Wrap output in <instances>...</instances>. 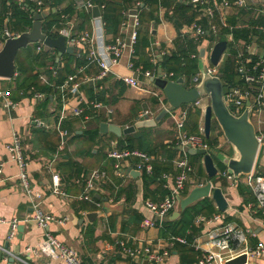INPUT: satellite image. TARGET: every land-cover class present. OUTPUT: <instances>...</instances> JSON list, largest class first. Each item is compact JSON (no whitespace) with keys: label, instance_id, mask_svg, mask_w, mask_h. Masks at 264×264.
I'll return each mask as SVG.
<instances>
[{"label":"crops","instance_id":"obj_1","mask_svg":"<svg viewBox=\"0 0 264 264\" xmlns=\"http://www.w3.org/2000/svg\"><path fill=\"white\" fill-rule=\"evenodd\" d=\"M186 1L189 2L191 6L194 5L190 0ZM209 1L210 4L214 2V0ZM223 1L224 0H217L218 3H222ZM227 1L231 3V6L225 10L226 17L230 24L234 26V29L232 30L233 32H231L233 35L229 34L228 36L229 31L226 30L221 39L226 41L228 40L230 43L231 38H246L250 32L256 30L254 28L255 26L260 23H264V18L257 16L255 9L253 8L259 7L262 0H249L248 5L246 6L235 5L236 0H233L234 2H231L230 0ZM66 5L67 2L64 6ZM202 5L203 4H201V6ZM5 7H7L6 12H4ZM203 7L206 6L203 5ZM236 7L251 8L242 9ZM11 12V0H0V19L3 14L8 13V15H11ZM167 12L168 8L161 6L158 11L160 19L158 25L155 26L152 21L150 24L145 26V28L149 26L152 33L150 45L147 47H140L138 52L135 54L134 70L127 67L128 57L126 56L122 59L121 63L113 67V71L115 73L121 75L132 74L140 80L144 77L142 74L144 71L142 61H144L145 58L154 64L152 61L154 56L161 54L164 51H173L177 49L176 42L179 40L181 41L182 38L186 37L182 36L181 30L187 23H184L182 26L177 28L172 21L167 19ZM202 13L203 10H201L195 20H198ZM76 20V17H73L72 20H69L68 22V27L72 28L71 35L75 37L81 35L86 30L76 31ZM7 21L8 17H6L3 24L0 23V29L3 27L4 30V32L0 35V42L3 39L2 35L5 31H9L7 28ZM203 22L206 23V19H204ZM91 27L92 19L90 20L88 29H91ZM62 29H60L59 32ZM140 29H142V24L139 27V33ZM235 30L241 31L240 36L236 37L234 33ZM119 32L121 33V28ZM10 33L11 35H19L12 32ZM254 34L260 35V32L258 31ZM109 36L110 38H114L112 34ZM263 39L264 37H261L259 40ZM170 41L173 42V46H169ZM38 43V46L43 44L42 42ZM38 46L36 47L37 53L40 52L38 50ZM42 50H50V53H57L58 56V51L55 48H47L45 45H42ZM60 58L58 56L57 60ZM162 58L163 57L159 59V63L162 61ZM159 63L157 65L154 64V66L157 67ZM224 65L225 63H220L219 67H223ZM92 66L97 68L95 64L90 67ZM50 68L52 70L55 69L53 66ZM36 71H40V76H45L49 81V73L45 71V68L36 69L35 72ZM17 73L16 69V75ZM84 73L80 74L81 77L88 76L90 78L88 82L91 84L102 81L94 78L98 72L94 73L91 71L85 74ZM16 75L11 79L0 77V90H11V98L16 103L12 109L7 111L3 108V100L0 95V167L2 168V172L0 173V244L4 245L5 243H8L9 250L15 253H21L27 257L30 255V259L33 264H44L47 261H51L52 264L59 263V261L51 260L47 257H36L33 255L32 251L27 250L29 247L38 246L45 239L47 229L39 226L34 220L27 221V219H31L34 209L28 193L24 191L21 185L19 178L20 168L17 164L15 155L9 148L10 145H13L14 137L17 134L22 139L23 153L25 154V158L28 163L27 171L30 186L33 191L40 192L42 194L43 209L63 221L51 222L48 229L52 235L76 251L81 260V264H153L144 257L131 258L124 255L122 253V246L118 244V242L123 241L127 246H154L156 248H160L161 250L168 248L170 237L163 236V225L150 228L143 227L142 225V222L145 219L155 220L156 218V215L147 207L146 201L150 200L159 202L167 194H169L170 186L173 185L175 178L179 173V169L174 164V161L178 158L184 157H187L188 161H190V158L187 155L189 153L181 150L179 146H177L175 157L172 160L173 171L177 174L173 176L171 173H168V177H165L167 180L164 184V189H166L165 192H163L162 189H158L161 183L155 182L151 188L152 193L145 198L144 182L142 177L143 172L139 171V174L136 169L139 159L132 157L124 161L123 166L125 168V175L120 177L116 175L112 159H110L107 155V151L111 147V144L113 142L118 143L119 138L128 134L118 136L111 131H108L107 133L101 132L100 126L103 122L111 121L114 125L125 128L130 125H134L138 120H144L146 118L156 119L157 115L164 108H168V104L164 102L165 97L161 96L162 91L158 89L150 90L140 86L133 87L126 85L125 83L124 85L123 83H120L122 81L116 80L115 76L111 74L107 79L103 80V87L107 90L106 98L110 100V102L107 104L105 103V105L112 106L114 112L113 114L108 115L105 109L96 110L99 118L93 120L92 123L88 125L89 127H95L98 125L101 134L98 138L99 142L91 143L85 137L73 138L74 134L70 133L66 129L68 131V135L65 149L60 154V157L54 165L51 166L49 162L56 151L51 149L52 145L47 143V140L53 137L52 141H54L56 139L54 132L59 134V127H61V124H59V121L56 120L54 114L57 107L56 98L51 97L50 99L47 106L48 115H40L39 113L41 111L38 107V100L31 97L26 90L17 88ZM88 82H84L80 85V93L81 97H83L81 107H89L90 102L92 101L89 100L84 88V85ZM188 86L192 87V83ZM100 87H102V85ZM122 89L125 90L123 95L116 103H113L112 96ZM81 97L77 98L74 94L70 95V105L72 107L79 105L78 101ZM185 107L189 108L188 118L191 114H194L195 111H201V115L199 116V127H204V109L195 104L189 103L185 104V106L181 107L178 111ZM146 112H148V114H146ZM42 113L44 115L46 114L45 111H42ZM215 123L216 126L212 125L210 136L206 137L204 134L203 138L205 141L206 138L210 137L218 139L217 148H220L221 151L220 149L217 150L214 148L208 151L213 156L215 164L218 167V177L215 180H210L212 177H210L206 172L203 162L204 157L202 155V158H197L195 160L194 166L189 162L194 167V171L190 173L186 186L188 185V189L190 191L196 186L204 185L211 181L213 183V188L220 187L222 189L228 201V208L225 212H223L224 214H220V219L213 220L208 223H202L201 225L196 224V226H201V231L195 235L193 243L198 245L202 250L195 249L197 252V260L194 264H197L200 257L203 256V251L209 250L212 247L209 242L211 232L216 228H221L226 223H233L234 225L253 233L254 236L250 237V239L252 238L254 240L253 244L250 240L251 245H255L259 242L264 244V219L261 211L256 205L255 196L253 200H251L248 196L249 199L246 201L245 196L239 192L237 185L239 180L245 184L243 178L233 181L224 176V171L220 168V163L224 166L226 165L219 157H231L233 156L234 151L217 122ZM84 126L85 125L79 121L75 122L74 125L78 134L83 133L82 129L85 128ZM41 128L45 129V134L37 132V130ZM140 128H137L136 131L129 134L139 131ZM146 128H152L150 138L155 146L169 145L175 140L177 142L178 132L173 112H168L161 120L157 121L155 125ZM261 129L264 133V124ZM186 131L188 130L186 129ZM58 138L61 140L60 134ZM150 156L153 161L156 159H167L166 153L159 154L157 158L155 155ZM77 166H81L84 170H79ZM200 166L204 170V177H198L196 175V169ZM97 168L106 170L108 174V178L101 182L99 189L93 192V198L95 196L101 201H96V198H94L95 202L86 201L90 204V208H79V201L85 200L79 198V195L83 191V186L76 184L75 179L82 173H87L85 169L94 170ZM226 170L227 167L225 171ZM55 171H59L62 176L61 191L63 194L55 193L52 190V175ZM254 171L258 174L264 175V143L260 146ZM128 187L130 188V195L132 198L130 200H126V194H123L120 200H115L119 195V192ZM97 195H100V197ZM105 198L111 203V208H106V202L108 201H105ZM180 200L174 210L168 214L165 221L175 220L180 216ZM213 202L216 205L214 200ZM135 211L141 217V220L136 219V222L133 220L136 215ZM176 211H179L180 214L177 218L172 219V215ZM90 212H100V214L91 222L87 218V214ZM227 216L230 217L231 220L226 221ZM13 221H17L18 223L17 230L14 237L9 239L8 237L12 229ZM92 223L94 224L92 225ZM91 226L93 227V234L88 231ZM174 246L175 245L170 248L171 255L167 264H182L181 254ZM6 262L7 261L4 257V260L0 264H5ZM256 263L264 264V254L262 257L256 259Z\"/></svg>","mask_w":264,"mask_h":264},{"label":"built area","instance_id":"obj_2","mask_svg":"<svg viewBox=\"0 0 264 264\" xmlns=\"http://www.w3.org/2000/svg\"><path fill=\"white\" fill-rule=\"evenodd\" d=\"M20 4L33 3L36 5V12L43 13L48 8L43 7L42 0H17ZM192 3L203 4V13L191 23H187L183 26L181 33L185 38L193 39L198 43V53L192 54V57H198L202 59L205 64V69L212 75H221L224 85L230 90L226 94V104L231 107L232 112L235 115L243 113L246 107L247 100H250L251 110L250 118L257 131V136L261 144L264 143V133L261 129L264 124V23H260L254 28L253 32H250L246 38L232 39L229 43L227 40V47L223 52L220 61L217 65H214L211 61V55L217 42L223 40L222 36L225 31L228 30L229 34H232L234 26L227 20L225 10L230 8L231 3L224 0L222 3H218L214 0L210 4L209 0H190ZM249 0H236L235 5L246 6ZM98 5L100 11L104 5H99L93 0H86L82 8L89 11L92 14L94 6ZM141 1H137L136 5L129 10L123 12L125 19L121 25V33L114 38H110L106 32L105 22L102 14L94 17L92 15V27L86 29L81 35L75 37L71 35L72 28H63L60 33L65 35L67 38V45L70 47L77 48L81 55H85L88 59V64L81 67L76 73L69 75L62 85L57 88L60 90L61 98L63 102L59 124L63 118L68 115L80 116L84 111V107H81L83 97L80 93V85L84 82H88L90 78L88 76L81 77L85 69L90 64H97L99 72L95 75V79L102 80L109 77L111 74L115 76L116 80L122 81L126 85L138 87V77L131 75H121L113 71V67L121 63L124 57H128L127 67L134 70V57H135V44L138 39L139 27L141 25V19L139 16V6ZM247 9L251 7H236ZM257 16L264 18V0L260 2L259 7H253ZM136 9L137 12L133 13ZM206 19V23L203 20ZM260 32V35L254 34ZM5 35L13 36L6 30L2 35L3 39L0 42V50L2 49L5 41ZM233 35V34H232ZM243 38V39H242ZM44 45V44H42ZM42 45L38 46V50H42ZM169 46H173V42H169ZM204 48L205 53L200 56V50ZM172 51V50H171ZM171 51H164L161 54L154 56L153 63L157 65L159 59L165 54ZM227 57L232 60L233 79L224 80L223 74L220 72V63H225ZM54 74L56 70L53 69ZM138 72V71H137ZM139 73V72H138ZM137 73V74H138ZM146 78L154 80L158 73L152 70H146L142 72ZM174 76L173 72H164L162 70L161 77L168 80ZM201 72L193 77L192 87L199 83ZM44 82H48L45 76H41ZM76 95L77 98L81 99L78 101L79 105L72 107L69 103L70 95ZM2 96V105L5 110L12 109L16 103L11 98V90H0ZM35 99H41L44 97L43 93L36 92L33 96ZM207 96H201L192 104L199 106L200 108H206L205 98ZM191 104V103H190ZM209 104V103H208ZM90 106L96 111L99 109H105L108 115L113 114L114 109L110 105H105L100 101H91ZM148 114V112H146ZM189 108L185 107L179 111L178 114H173L178 136L177 146L181 150L186 151L187 148L196 149H207L210 150L209 144L204 140V127H200L199 134H189L185 129V123L188 118ZM90 116H86L85 120H88ZM59 134L61 136L60 143L56 152L49 164L51 166L58 160L60 154L64 151L67 143L68 131L59 127ZM22 139L19 135H15L13 145H10V150L15 155L17 164L20 168L19 178L21 185L26 193H28L34 212L31 219L34 220L39 226L47 228L53 221L63 222L53 214L45 211L42 207V194L40 192L33 191L30 186L29 175L27 171V160L23 153ZM107 155L113 161V166L116 175L122 177L125 175V168L123 162L129 158L135 157L139 159L136 165V169L140 172L146 170L152 172V158L149 154L140 150H131L128 148H119L117 142H113L111 147L107 151ZM174 164L179 169V173L175 178L173 185L170 186V192L161 201H146L147 207L156 215L155 220L145 219L142 222L143 227L150 228L154 226H162L166 217L170 212L174 210L178 201L184 196L186 183L188 181L190 173L194 170V167L189 163L187 157L178 158L174 161ZM2 168L0 167V173ZM223 175L229 179L236 181L232 174L227 170L223 172ZM164 177H168L167 174ZM108 178L106 170L94 169L87 173H82L75 179V183L83 186V191L79 195L80 199L85 201L95 202L93 198V192L99 189V185L102 181ZM61 180L62 176L59 171H55L52 175V190L55 193L63 194L61 191ZM243 181L253 191L256 205L261 211L264 219V175L258 174L254 171L244 175ZM100 205V204H98ZM221 215H215L212 218H207L205 215H198L195 219V224L201 225L202 223H208L213 220H218ZM67 219V218H66ZM17 221H13L12 229L9 234V239L13 238L17 230ZM254 236L253 233L233 223H226L221 228L214 229L210 234V244L212 247L209 250L203 251V256L200 257L197 264H226L227 261L237 258L243 254L247 255V261L245 264H253L256 259L260 258L264 254V244L259 242L255 245H251L250 237ZM176 243L189 244L185 237L171 236L168 248L160 249L154 246H127L123 241H119L118 244L122 246V253L131 258L144 257L153 264H167L171 255L170 248ZM195 249L202 250L194 243L191 244ZM0 250L4 252V257L7 260L9 256H14L17 263L21 264H33L30 259V255L27 257L21 253H14L13 251L5 248L3 244H0ZM27 250L32 251L36 257H47L51 260L59 261L58 264H81V260L77 255L76 251L70 246L65 245L62 241L51 234L49 230L46 231L45 239L34 247H29ZM44 264H52L51 261H47Z\"/></svg>","mask_w":264,"mask_h":264},{"label":"trees","instance_id":"obj_3","mask_svg":"<svg viewBox=\"0 0 264 264\" xmlns=\"http://www.w3.org/2000/svg\"><path fill=\"white\" fill-rule=\"evenodd\" d=\"M86 0H42L43 7L48 8L45 13L44 24H43V32L51 37L57 38L61 35L59 32L60 29L67 27L69 20H72L73 17H76L77 25L75 27L76 31H83L89 28L90 20L92 19V14L83 9L82 5ZM95 3L99 5H104L101 10V14L106 26V32L110 35L112 34L114 37L120 34V28L122 22L125 19L123 14L124 10H129L136 5L137 1H141V5L139 6V16L141 19L142 29H140V33L135 44V54L138 52L140 47H147L150 45L151 39V31L149 26L145 28L148 24L153 21L155 26L160 22L158 11L161 6L167 7L168 12L166 13V17L168 20L172 21L177 28L182 26L184 23H191L195 20L197 15L203 9V5H194L191 6L189 2L186 0H93ZM234 2L233 0H230ZM67 2V5L64 4ZM6 8L4 12H6ZM11 15L8 13L3 14L0 19V23L3 24L6 17H8L7 25L10 32L15 34H21L23 32L28 31L33 24V16L36 13V5L33 3H24L19 4L17 0H11ZM144 27V28H143ZM3 27L0 29V35L4 32ZM2 31V32H1ZM236 37L240 36L241 31H234ZM39 43H31L25 48H21L18 51L16 57V65H17V75H16V85L17 88L26 90L28 94L33 97L36 92H40L44 94V97L38 100V107L41 111L39 114L42 116L48 115L47 106L50 102L51 97H55L57 101V107L55 111L56 120L59 121L61 110L63 106L61 93H59V89L57 88L59 85H62L65 80L76 73L81 67L88 64V59L85 55H81L80 51L74 47H72L68 52L64 53L63 56L57 60V53H50V50H42L40 52H36V47ZM177 49L171 51L170 53L163 56L162 61L156 67L152 64L148 59L145 58L143 63V69L152 70L155 73H158V68L162 67L164 72H173L174 76L172 79H177L179 77H183L188 85L192 83L193 77L199 71V58L192 57V54L198 53V43L193 39L182 38V40L176 42ZM95 64V63H94ZM93 64H90L85 69V73L87 72H99V67L97 64V68L95 66L90 67ZM54 67L56 69V73L54 74L53 70L50 67ZM232 66V60L230 57H227L225 61V65L220 67V72L224 76V71L228 72L229 79H233V73L231 72L230 67ZM90 67V68H89ZM45 68V71L49 73V81L44 82L41 79L40 71H36V69ZM83 71V73H84ZM143 71V72H144ZM84 73V74H85ZM227 73V72H226ZM81 76V75H80ZM225 76V79L228 77ZM108 78V77H107ZM100 82H96L95 84H91L88 82L84 85L87 96L89 100L92 101H100L102 103H109L110 100L106 98V88L103 87V80ZM123 83V82H120ZM119 83V84H120ZM124 84V83H123ZM102 85V87H100ZM125 85V84H124ZM124 89L118 91L112 97V102L116 103L119 98L123 95ZM165 97V96H164ZM34 98V97H33ZM164 102H167V99L164 98ZM185 105H182L183 107ZM180 107V108H181ZM175 109L173 114L178 113L179 109ZM92 109V107H84V111L80 116L68 115L63 118L61 121V127L67 129L70 133H73V138L77 137H85L91 143L99 142L98 138L101 136L98 125L95 127L88 126L92 123L93 120L98 119V113ZM42 111L46 112L44 115ZM90 116L88 120H85L86 116ZM201 115V111L197 110L194 114H191L188 118L187 123H185V127L189 134H199V116ZM82 122L85 128H83V133L78 134L74 125L75 122ZM185 129V130H186ZM45 129H38L37 132L41 134H45ZM152 128H140L139 131L128 134L119 138L118 144L120 148H128L131 150H140L149 155H155L156 158L159 154L166 153V160H152V172H147L143 170V182H144V197H148L152 192L151 188L155 182H160V187L158 189H162L165 192L164 184L166 183V179L164 177L165 174L169 175L171 173L173 176L177 174L173 171V163L172 160L175 157L177 150V142L176 140L169 145L163 146H155L150 138ZM49 134V133H48ZM55 139L52 141V138L47 140V143L52 145V150L56 151L58 148V144L60 139L59 134L54 132ZM206 141L209 143L210 149L217 148L218 139L214 137L206 138ZM221 151V149H220ZM190 158V163L194 166L195 160L197 158H202L201 154L191 155L187 154ZM113 163V161H112ZM79 170L82 169L81 166H77ZM221 170L225 171L226 166L220 163ZM93 170V169H92ZM86 170L87 172L92 171ZM194 171V170H193ZM192 171V172H193ZM191 172V173H192ZM196 175L199 177H204V170L200 166L196 169ZM218 176L212 177L210 180H215ZM244 176H241L242 179ZM239 192L245 196V200L251 198L253 200L254 194L250 187L245 185L239 180L237 182ZM188 185L185 189V195L188 193ZM126 194V200H130L132 197L130 195V188L122 189L119 192V195L115 200H120L121 196ZM249 196V197H248ZM94 198H96L94 196ZM96 201H101L96 198ZM79 208H90V204L86 201H79ZM93 207V206H92ZM136 215L133 220L136 219L141 220V217L135 211ZM203 214L207 218H212L217 214H224L221 212L213 200L209 197H205L194 204L186 207L184 210H181L180 216L175 220L165 221L163 224V236L171 237V236H181L185 237L188 240L189 244L176 243L175 248L181 254V262L182 264H194L196 262L197 252L195 248L191 245L193 243V239L195 235L201 231V226H196L195 219L198 215ZM231 220L230 217H226V221ZM94 223H92L93 225ZM89 233L93 234V227L89 228ZM251 243L253 244V239L251 238Z\"/></svg>","mask_w":264,"mask_h":264},{"label":"water","instance_id":"obj_4","mask_svg":"<svg viewBox=\"0 0 264 264\" xmlns=\"http://www.w3.org/2000/svg\"><path fill=\"white\" fill-rule=\"evenodd\" d=\"M137 10L134 9L133 13ZM101 14L98 5L94 6L92 15L94 17ZM46 13L36 12L33 16V24L30 30L23 32L19 35H5V41L2 49L0 50V77L11 79L16 75V57L21 48L27 47L31 43L42 42L47 48H55L58 51L59 58L64 53L68 52L72 47L67 45V38L61 34L59 37L54 38L43 32V24ZM227 47V41L221 40L216 43L211 61L217 65L220 58ZM205 49L202 48L200 56H203ZM199 71L201 77L199 83L194 87H189L183 77L176 80H168L161 77L162 68H158V75L154 79L156 84L162 89V92L167 99L168 108H164L156 117V119L146 118L138 120L134 125L122 128L114 125L111 121L101 123V132L107 133L111 131L118 136L122 134H129L136 131L140 127H149L156 124L168 112L180 108L182 105L195 102L201 96L209 97V104L204 110V134L206 137L210 136L212 130V120L215 118L219 127L221 128L225 138L231 144L234 154L233 156L219 157L226 165L227 171L232 174L236 179L241 176L250 174L256 164L257 156L260 149V142L257 136V131L250 118L251 103L247 100L245 110L240 115H235L231 107L226 104V94L229 88L224 85L221 75H212L205 69V64L202 59L199 60ZM189 154H201L204 159V166L207 174L214 177L218 174V167L215 164L213 156L207 149L201 148H187ZM139 173V171H137ZM140 174V173H139ZM100 197V195H97ZM211 197L218 209L225 212L228 208V201L220 187L213 188L211 181L204 185L196 186L189 191L187 195L180 200V209L184 210L186 207L194 204L195 202L205 198ZM105 201H108L106 198ZM100 212H90L87 214L89 221H93ZM180 212L176 211L172 215V219L179 216ZM22 229V228H21ZM47 230L48 227L46 228ZM8 248V243L4 244ZM15 253V252H14ZM4 260V252L0 250V263ZM5 264H17L14 256H9ZM247 255L243 254L237 258L229 260L226 264H245ZM253 264H257L256 262Z\"/></svg>","mask_w":264,"mask_h":264},{"label":"rangeland","instance_id":"obj_5","mask_svg":"<svg viewBox=\"0 0 264 264\" xmlns=\"http://www.w3.org/2000/svg\"><path fill=\"white\" fill-rule=\"evenodd\" d=\"M230 69H231V72H233V70H232V66L230 67ZM227 72V73H226ZM228 72L229 71H224V80H225V76H227L228 75ZM139 86L140 87H144V88H147V89H150V90H152V89H158V90H160V91H162V89L156 84V82L154 81V80H151V78H144V77H142L140 80H139ZM161 96L162 97H164V94H163V92H161ZM205 99V103L206 104H208L209 103V97H204ZM216 120H215V118H213V120H212V124H213V126H216ZM218 124V123H217ZM218 127V126H217ZM177 128V127H176ZM178 132V131H177ZM177 136H178V133H177ZM112 207V205H111V203L108 201V202H106V208H111Z\"/></svg>","mask_w":264,"mask_h":264}]
</instances>
